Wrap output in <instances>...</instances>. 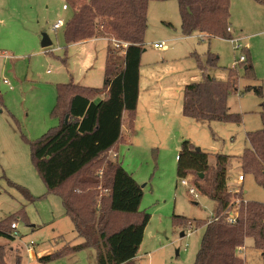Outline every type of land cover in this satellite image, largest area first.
<instances>
[{
  "label": "rangeland",
  "instance_id": "374dc122",
  "mask_svg": "<svg viewBox=\"0 0 264 264\" xmlns=\"http://www.w3.org/2000/svg\"><path fill=\"white\" fill-rule=\"evenodd\" d=\"M63 4L66 0H0V220L16 218L17 241L25 248L20 264H96L92 249L45 262L30 255L31 251L40 256L82 241L61 198L47 192L33 162L31 142L60 123L52 113L57 83L73 80L100 87L104 79L107 41L98 38L67 45L64 30L72 9H63ZM230 12L229 27L236 41L202 33L185 36L176 0L149 3L140 67L141 121L136 122L134 134H128L117 150L107 154V159L121 162L143 189L138 212L121 214L134 219L143 212L150 214L136 264H194L196 260L204 227L186 224L185 219L208 220L216 203L199 190L190 193L189 187L195 186L193 172L179 176L176 156L184 139L208 152L211 165L217 153L230 155L229 190H241L246 201L264 203V185L252 173L243 174L240 163L249 143L247 132L264 125V3L231 0ZM58 19L64 25L54 29ZM44 33L52 40L48 47L41 46ZM156 42L164 47L156 48ZM208 53L219 58L218 65L208 67L207 73L221 80H237L238 75L230 70L239 74L237 89L227 102L232 112L241 115V122H198L183 115L184 87L203 78L200 62L206 65ZM241 55L247 60L241 61ZM247 64L252 65L250 71ZM257 87H261V95L255 91ZM240 174L243 181L238 180ZM182 179L191 185L182 184ZM22 188L34 201H29ZM23 209L27 220L15 215ZM112 219L116 220L114 226L121 225L120 218ZM10 241L0 237V244ZM245 243L239 252L245 264H264L262 252L250 239ZM7 260L12 264L9 257Z\"/></svg>",
  "mask_w": 264,
  "mask_h": 264
},
{
  "label": "trees",
  "instance_id": "16d2710c",
  "mask_svg": "<svg viewBox=\"0 0 264 264\" xmlns=\"http://www.w3.org/2000/svg\"><path fill=\"white\" fill-rule=\"evenodd\" d=\"M150 1L66 0L72 9L64 30L67 45L106 38L108 46L103 85L91 87L73 80L57 83V103L52 113L60 123L31 142L33 162L47 192L61 198L66 215L82 239L78 244H66L41 256L42 262L92 249L96 264H136L150 214L143 212L136 219L121 214L138 212L143 189L121 162L107 159V154L122 139L124 114L126 120L132 121L137 110ZM176 1L185 36L204 33L209 37L233 38L228 30L231 0ZM115 42L121 47H116ZM218 58L208 53L206 65L200 62L203 78L185 85L182 112L198 122L238 123L241 115L230 110L227 100L237 89L239 74L230 70V74L238 75L237 80H221L207 73L208 67L218 65ZM251 68V64L246 65L247 70ZM255 91L262 94L261 87ZM246 135L249 143L240 156L243 174L252 173L264 185V125ZM230 158L217 153L215 164L211 165L209 153L196 150L185 139L177 155L179 176L193 172L196 191L216 203L208 220L185 219L186 224L204 227L194 264H245L239 252L248 239L264 255V203L246 201L241 190H229ZM10 184L21 188L14 182ZM102 189L105 194H101ZM21 190L29 201H34L35 197L26 189ZM231 212L237 213L235 220ZM15 215L27 220L25 209ZM112 216L120 218V226H114L116 220ZM15 219L10 216L0 220V237L17 239L11 226ZM6 252V246L0 245V264H9ZM21 259L17 255L15 264H20Z\"/></svg>",
  "mask_w": 264,
  "mask_h": 264
},
{
  "label": "crops",
  "instance_id": "0c3cea01",
  "mask_svg": "<svg viewBox=\"0 0 264 264\" xmlns=\"http://www.w3.org/2000/svg\"><path fill=\"white\" fill-rule=\"evenodd\" d=\"M63 9H65L64 8V4H63ZM68 9V8H67ZM55 24V23H54ZM231 31H232V29H231ZM199 34H201V33H199ZM202 34H204V33H202ZM207 35V34H206ZM94 39H98V38H93V39H89V40H85V41H81V42H77V43H86V42H89V41H93ZM103 39H105V41H107V44H108V39H106V38H103ZM232 39H235L234 37L232 38ZM108 46V45H107ZM107 46H106V48H107ZM164 47V46H163ZM156 48H158V47H156ZM105 55H106V51H105ZM104 64H105V60H104ZM103 72H104V69H103ZM6 80V79H5ZM140 82V81H139ZM141 99H142V97H141V93H140V91H139V99H138V104H137V110H136V113H135V115H134V118H133V120L132 121H129V120H126V118H127V114L125 113L124 114V117H125V124H123V127H122V139H121V141H119V143L120 142H122V141H125L126 140V136L128 135V134H134L135 133V125H136V122H138V120L139 121H141V115H140V111H139V105H140V102H141ZM141 106V105H140ZM151 114V113H150ZM124 125H126V127H127V129L124 131L123 130V128L125 127ZM118 143V144H119ZM118 144H117V146H114L113 148L114 149H111L110 150V152H112L113 150H117L118 149ZM109 152V153H110ZM115 152H113V154H114ZM113 154H111L112 156H114ZM116 154H118V153H116ZM178 155V154H177ZM177 157V156H176ZM116 159V158H115ZM33 226V225H32ZM18 239H15L14 241H10V242H8V243H11V244H8V243H3V244H0V245H4V246H6V247H8V251L6 252V259L9 257L10 258V260L12 261V264H15L16 263V260H15V258H16V256L17 255H19V256H21V258L23 259V253H24V250H25V248H23V246L20 244V242L19 241H17ZM28 245V244H27ZM52 252H54V251H52ZM52 252H48V253H46V254H49V253H52ZM46 254H43V255H46ZM30 255L32 256V257H37L38 259L41 257V256H43V255H38L37 253H35V252H33V251H31V253H30ZM12 257V258H11ZM22 259H21V261H22ZM40 260V259H39Z\"/></svg>",
  "mask_w": 264,
  "mask_h": 264
},
{
  "label": "built area",
  "instance_id": "2783aa9c",
  "mask_svg": "<svg viewBox=\"0 0 264 264\" xmlns=\"http://www.w3.org/2000/svg\"><path fill=\"white\" fill-rule=\"evenodd\" d=\"M68 7H69V6H68L67 4H64V8H65V9H67ZM63 25H64V21H63L62 19H58V20L55 22V24L53 25V28H54V29H58V28H60V27L63 26ZM228 30H231V27H228ZM232 40H233V41H236V39H232ZM115 46H116V47H121V45H120L119 42H115ZM123 46H127V44L124 43ZM154 46H155V47H158V48H163L164 44H163L162 42H156V43H154ZM235 47H236V48H239L240 45H239V44H236ZM244 59H245V56H244V55H241V56H240V60L242 61V60H244ZM5 82L7 83V80H5ZM113 155H114V157H117V154H116V153H114ZM100 172H101V171H100ZM238 180H239V181H243V180H244V175H243V174H240V175L238 176ZM181 182H182V184H184V185H189V184L191 185V183H189V181H187V180H185V179H182ZM189 191H190V193H192V194H195V193L197 192L196 189H195V187H193V186H190V187H189ZM236 214H237V213H235V212H231L232 220H235ZM11 226H12L13 229H15V230L13 231L14 236H15L16 238H20V237H19V232L17 231V223H16V222H13ZM31 245H32V242L28 243V247H31ZM245 246H246V243H245Z\"/></svg>",
  "mask_w": 264,
  "mask_h": 264
},
{
  "label": "water",
  "instance_id": "95a60500",
  "mask_svg": "<svg viewBox=\"0 0 264 264\" xmlns=\"http://www.w3.org/2000/svg\"><path fill=\"white\" fill-rule=\"evenodd\" d=\"M51 44H52V40L49 38V36L46 33H44L43 37L41 39V46L42 47H48ZM67 118H66V120H67ZM196 150H201V148L200 147H196ZM201 175H203V174H201ZM182 234H184V233H182Z\"/></svg>",
  "mask_w": 264,
  "mask_h": 264
}]
</instances>
